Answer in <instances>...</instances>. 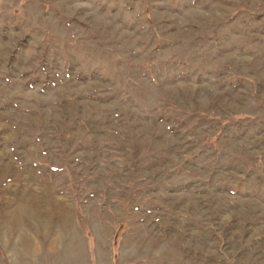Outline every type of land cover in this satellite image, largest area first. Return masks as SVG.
<instances>
[{
    "label": "rangeland",
    "instance_id": "1",
    "mask_svg": "<svg viewBox=\"0 0 264 264\" xmlns=\"http://www.w3.org/2000/svg\"><path fill=\"white\" fill-rule=\"evenodd\" d=\"M0 264H264V0H0Z\"/></svg>",
    "mask_w": 264,
    "mask_h": 264
}]
</instances>
